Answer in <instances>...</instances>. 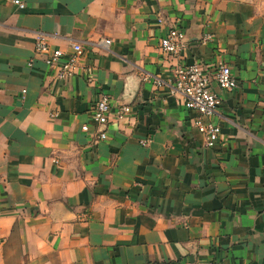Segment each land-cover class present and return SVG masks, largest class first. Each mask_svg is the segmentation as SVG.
Returning a JSON list of instances; mask_svg holds the SVG:
<instances>
[{
  "label": "crops",
  "instance_id": "crops-1",
  "mask_svg": "<svg viewBox=\"0 0 264 264\" xmlns=\"http://www.w3.org/2000/svg\"><path fill=\"white\" fill-rule=\"evenodd\" d=\"M21 1L0 0V264H264V0ZM170 28L181 59L159 48ZM38 36L81 44L88 71L56 81ZM192 63L239 83L213 86V149L170 95L174 67Z\"/></svg>",
  "mask_w": 264,
  "mask_h": 264
},
{
  "label": "built area",
  "instance_id": "built-area-1",
  "mask_svg": "<svg viewBox=\"0 0 264 264\" xmlns=\"http://www.w3.org/2000/svg\"><path fill=\"white\" fill-rule=\"evenodd\" d=\"M8 1L19 9H24L25 5L21 0ZM161 22V18L159 19ZM211 41V35L206 34L201 39L202 44ZM108 45L109 41H105ZM186 45V37L177 28L168 29L163 38L160 39L159 48L164 55L181 59L182 51ZM34 54L43 61L45 66L54 71V79L58 82H65L71 77L87 72L88 68L80 65L84 57V49L81 44L71 42L66 50L50 46L45 37L38 36L34 43ZM31 66V63H28ZM172 85L170 95L177 99L179 103L188 111L196 114L193 125L202 137L204 147L213 149L220 137V127L214 121L219 107L222 105V97L214 89L217 87L221 92L230 93L239 87L235 75L228 65L219 64L212 72L206 66L198 63L189 65H176L171 73ZM87 83L91 84L92 79L87 78ZM161 80L154 79L156 86L161 85ZM25 91H22L24 94ZM131 107L122 105L118 110V117L121 119L130 114ZM111 113L110 99L106 94L99 95L98 99L90 108L91 121L95 125L97 139H106V127L109 123ZM56 113H50V118H55ZM84 132L88 131V126L81 127ZM142 147L148 145V140L140 142ZM182 264H196L195 262L185 261Z\"/></svg>",
  "mask_w": 264,
  "mask_h": 264
}]
</instances>
